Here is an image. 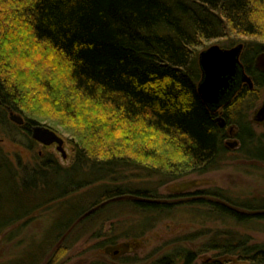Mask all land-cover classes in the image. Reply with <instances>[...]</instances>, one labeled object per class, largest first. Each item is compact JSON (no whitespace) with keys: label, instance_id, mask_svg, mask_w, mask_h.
<instances>
[{"label":"trees","instance_id":"16d2710c","mask_svg":"<svg viewBox=\"0 0 264 264\" xmlns=\"http://www.w3.org/2000/svg\"><path fill=\"white\" fill-rule=\"evenodd\" d=\"M226 37L223 48L244 44L241 62L254 88L244 86L222 115L238 127L239 150L264 162V133L257 136L243 113L264 88L254 67L264 52V0H0V125L32 151L31 128L47 118L73 143L68 166L50 153L14 162L0 149V229L61 200L68 202L53 224L60 234L84 215L107 217L103 223L127 215L131 238L170 217L181 203L163 200L159 188L214 171L228 154L225 128L198 93L199 48ZM9 112L24 124L11 123ZM191 196L206 220L264 222L262 201L235 202L219 188ZM202 246L264 264V245L247 236L214 234ZM200 252L182 248L155 264H195Z\"/></svg>","mask_w":264,"mask_h":264},{"label":"rangeland","instance_id":"374dc122","mask_svg":"<svg viewBox=\"0 0 264 264\" xmlns=\"http://www.w3.org/2000/svg\"><path fill=\"white\" fill-rule=\"evenodd\" d=\"M229 40H231L230 37L204 41L199 51L212 45L221 47L228 45ZM259 92L260 99L256 105L253 108L245 107L243 110L257 136L264 133V122L254 120L264 101V88ZM46 120L47 118L41 119L38 125L51 128L64 140L66 159H63L56 150V145L43 146L36 142L37 146L34 150H27L24 146L13 142L9 138V131L2 125H0V149L14 162L20 158L24 163H35L38 157L50 153L62 166H68L73 151L72 136L61 127ZM9 121L13 123L10 119ZM230 128H233L231 134ZM226 129L227 144L237 139L235 135L238 127L230 124L226 126ZM239 148L240 143L235 148H228L227 156L220 167L214 171L203 175H188L161 186L159 193L162 197H166L163 200L177 201L181 203V206L177 207L170 217L158 223L144 235L131 238L128 234L133 232L129 230L134 225L131 223L133 219L120 212H117L116 216L109 217L105 223L103 221L107 217L92 221V219L86 220L84 215V219L81 218L82 221L75 220L69 229L60 234L58 229L53 228V224L56 219L60 222L59 216L63 215L61 212L68 202L61 200L38 208L13 226L4 230L0 229V264H152L166 254L167 256L171 254L172 258H175L182 248L201 251L195 264L216 260L223 264H249L242 262L236 255H221L215 251L202 252V245L208 237L214 234L222 235L225 232L232 233L236 240L247 236L250 244L264 245V222L237 225L231 221L206 220L202 215L203 208L194 205L196 197L191 196V193L196 191L219 188L226 191L235 202L262 201L264 203V162L247 157ZM77 196L69 201L72 202ZM4 197L8 199H3L4 203L10 201L9 193ZM213 199L226 204L220 199ZM238 211L245 212L243 209ZM61 223H65V220ZM136 230L139 231V229ZM126 231L129 233L126 234ZM198 233H201L199 237L196 236ZM109 234L113 238L118 235L121 237L115 244L102 245L101 243ZM191 234H195L194 240H187L186 238ZM51 241L52 244H50ZM114 251L118 253L115 254ZM177 264H183V262L178 261Z\"/></svg>","mask_w":264,"mask_h":264},{"label":"water","instance_id":"95a60500","mask_svg":"<svg viewBox=\"0 0 264 264\" xmlns=\"http://www.w3.org/2000/svg\"><path fill=\"white\" fill-rule=\"evenodd\" d=\"M243 47L244 44L242 43L231 48L212 45L199 53L198 62L202 78L198 85V93L203 102L213 110L219 107L223 97L232 90L235 77L243 69V65L240 62ZM254 67L259 72L264 73V52L257 55ZM243 82L250 89L254 86L252 79L247 75L243 76ZM9 119L16 125L24 123V119L13 112H9ZM254 120L258 122L264 121V101ZM217 123L219 127L225 126V120L221 116L217 118ZM31 138L43 146L56 145V150L61 154L62 158H67L64 140L51 128L35 125L31 128ZM236 144L232 143L230 147H235Z\"/></svg>","mask_w":264,"mask_h":264},{"label":"flooded vegetation","instance_id":"af4514ba","mask_svg":"<svg viewBox=\"0 0 264 264\" xmlns=\"http://www.w3.org/2000/svg\"><path fill=\"white\" fill-rule=\"evenodd\" d=\"M233 47V46H232ZM229 48H231V47H229ZM243 51H244V47H243V50H242V53H241V56H240V62H241V57H242V54H243ZM258 55V54H257ZM257 57V56H256ZM255 57V58H256ZM255 58H254V61H255ZM241 64H242V62H241ZM243 65V64H242ZM244 75H247L248 77H250L248 74H247V72H246V70H245V68H244V66H243V69H241V71L239 72V74L235 77V80H234V86H233V88H232V90L230 91V92H228V94L227 95H225L224 97H223V101L220 103V105H219V107L218 108H216L214 111H215V113L217 114V116L219 117V116H221V117H223V111H224V109L226 108V106H228L230 103H231V99L235 96V95H237L238 93H239V91L244 87V86H246L247 84H245L244 82H243V76ZM217 117V118H218ZM223 119H224V117H223ZM225 120V119H224ZM264 122V121H263ZM24 124V123H23ZM22 124V125H23ZM220 128H225V132H226V138L228 137V133H227V129H226V121H225V126L224 127H220ZM233 132V128H230L229 129V133L231 134ZM237 134H238V131H237ZM237 134L235 135V138H237L236 140H234L233 142H230V143H227L226 144V139H224V144H225V147H226V149L228 150V148H235V147H237L238 145H239V143H240V145H241V142H240V140H239V138L237 137ZM239 142V143H238ZM234 144V143H237L236 144V146L235 147H230V144ZM229 151V150H228ZM114 253L116 254V253H118V251H114ZM197 261V260H196ZM154 264H155V262H153ZM152 263V264H153ZM196 263V262H195ZM159 264V263H158Z\"/></svg>","mask_w":264,"mask_h":264}]
</instances>
